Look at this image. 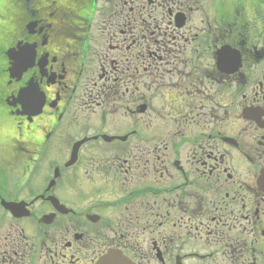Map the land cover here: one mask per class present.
<instances>
[{"label":"flooded vegetation","instance_id":"obj_1","mask_svg":"<svg viewBox=\"0 0 264 264\" xmlns=\"http://www.w3.org/2000/svg\"><path fill=\"white\" fill-rule=\"evenodd\" d=\"M109 251L264 264V0L0 4V264Z\"/></svg>","mask_w":264,"mask_h":264},{"label":"snow or ice","instance_id":"obj_2","mask_svg":"<svg viewBox=\"0 0 264 264\" xmlns=\"http://www.w3.org/2000/svg\"><path fill=\"white\" fill-rule=\"evenodd\" d=\"M2 3H3V0H0V4H2ZM35 100H36L35 97H32V98H31V102H35ZM114 264H115V262H114Z\"/></svg>","mask_w":264,"mask_h":264}]
</instances>
